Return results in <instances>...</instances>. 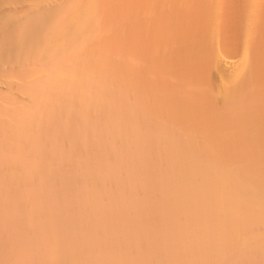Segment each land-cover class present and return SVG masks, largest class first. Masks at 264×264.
Returning <instances> with one entry per match:
<instances>
[{
    "label": "bare ground",
    "instance_id": "bare-ground-1",
    "mask_svg": "<svg viewBox=\"0 0 264 264\" xmlns=\"http://www.w3.org/2000/svg\"><path fill=\"white\" fill-rule=\"evenodd\" d=\"M0 264H264V0H0Z\"/></svg>",
    "mask_w": 264,
    "mask_h": 264
}]
</instances>
